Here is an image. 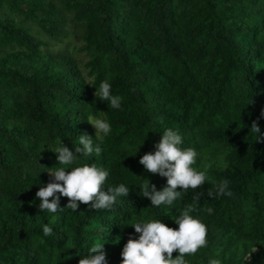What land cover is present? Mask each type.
<instances>
[{
  "label": "trees",
  "instance_id": "1",
  "mask_svg": "<svg viewBox=\"0 0 264 264\" xmlns=\"http://www.w3.org/2000/svg\"><path fill=\"white\" fill-rule=\"evenodd\" d=\"M73 34L79 47H53ZM105 79L120 109L95 96ZM89 115L111 125L102 153L63 167L94 163L109 171L105 191L123 183L129 195L75 212L61 195L63 211H40L36 193L59 166L60 142L74 151L87 133L100 143ZM253 120L264 137V0H0V264H79L94 243L121 264L129 237L139 238L130 225L178 229L198 192L192 214L208 245L187 264H264V140L250 133ZM168 128L197 151L194 168L213 166L204 186L154 207L139 187L147 178L161 191L167 178L139 160ZM224 180L233 196L208 197Z\"/></svg>",
  "mask_w": 264,
  "mask_h": 264
},
{
  "label": "clouds",
  "instance_id": "2",
  "mask_svg": "<svg viewBox=\"0 0 264 264\" xmlns=\"http://www.w3.org/2000/svg\"><path fill=\"white\" fill-rule=\"evenodd\" d=\"M95 96L101 101H107L112 109L121 108L123 98L112 94V85L107 79L96 88ZM87 121L96 129L95 139L100 143L94 146L93 138L85 133L78 137L79 146H75L74 151L63 141L54 151L51 150L57 154L59 166L55 167V171H47L52 179L36 193V198L40 201V211L47 210L50 213L63 211L64 208L60 207L61 195L69 199L66 208L74 212L80 209L81 204L88 205L89 210L111 209L117 203L118 197L129 195L130 189L123 183L105 191L109 171L97 167L94 163L71 168V171L63 167L74 164L77 155L91 156L95 153L99 156L102 153L100 144L103 143V136L111 132V125L105 119L91 115L87 116ZM250 133L257 134L256 140H264L258 120H253ZM182 144L181 134L168 128L163 132L161 140L154 145L156 151L143 155L139 160L147 172L167 178V186L161 191H158L155 184L147 178H144L145 182L139 187V195L148 198L154 207L171 206L181 199L182 192L189 188L193 190L201 188L209 180L207 173L212 168V163L204 165L202 171L197 170L193 167L197 161V151L193 148L183 149ZM57 193L60 195H56ZM207 195L210 198H218L225 195L231 197L233 193L229 190V181L224 180L216 184L214 190L210 188ZM202 196L203 193L198 192L193 197V203L186 205L179 217L174 220L179 226L178 229L169 227L161 220L151 222L142 220L130 225L134 227L135 233L139 234V238L129 237L121 253V264H187L186 255H195L208 245L207 226L199 216L192 214L197 212L196 202ZM50 197L54 199L50 201ZM206 211L213 214L214 210L209 207ZM52 233L51 227L43 226L44 236H50ZM104 245L105 243L92 244L88 255L81 258L79 264H108ZM174 252L179 253L175 258ZM209 264H221V260L213 258L209 260Z\"/></svg>",
  "mask_w": 264,
  "mask_h": 264
},
{
  "label": "rangeland",
  "instance_id": "3",
  "mask_svg": "<svg viewBox=\"0 0 264 264\" xmlns=\"http://www.w3.org/2000/svg\"><path fill=\"white\" fill-rule=\"evenodd\" d=\"M77 45L78 47L81 45V42L79 41V39L77 38V36L75 34H73L72 36H70L69 38H67L66 40H64L63 42H59V43H55L53 42V47L58 49V48H65V47H69V48H73V46ZM78 53V52H77ZM78 56H81V58L84 59L85 54H83L82 52L78 53Z\"/></svg>",
  "mask_w": 264,
  "mask_h": 264
}]
</instances>
